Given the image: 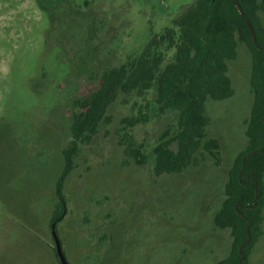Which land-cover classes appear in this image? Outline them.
I'll return each mask as SVG.
<instances>
[{
    "label": "rangeland",
    "instance_id": "1",
    "mask_svg": "<svg viewBox=\"0 0 264 264\" xmlns=\"http://www.w3.org/2000/svg\"><path fill=\"white\" fill-rule=\"evenodd\" d=\"M193 1L0 0V240L11 246L7 264H15L10 256L26 240L6 215L35 209L31 202H18L24 199L21 191L29 198L32 187L43 184L44 193L53 197L78 84L105 65L139 54L153 32L172 24ZM80 8L94 14L98 31L77 13ZM98 32L111 35L101 53L92 49ZM72 52L85 67L93 63L95 71L75 77ZM173 53L169 50V57ZM252 63L250 49L240 41L238 56L229 62L234 95L207 103L208 135L220 141V163L202 149L184 171L157 180L153 157L144 164L127 163L124 146L114 142L123 118L140 113L145 101L132 95L111 104V119L82 144L66 180L69 212L59 233L71 264H215L229 255L230 232L218 227L214 216L225 198L229 169L249 141ZM147 97L153 100L155 90ZM143 110L149 120L132 131L153 146L162 119L155 110ZM50 202L36 207L42 211L39 218L50 217ZM43 227L41 236L55 244L52 229ZM262 229L252 264L264 263V220Z\"/></svg>",
    "mask_w": 264,
    "mask_h": 264
},
{
    "label": "trees",
    "instance_id": "2",
    "mask_svg": "<svg viewBox=\"0 0 264 264\" xmlns=\"http://www.w3.org/2000/svg\"><path fill=\"white\" fill-rule=\"evenodd\" d=\"M262 10L264 0H194L183 7L172 24L153 32L139 54L131 55L117 64L105 65L101 71L92 69L94 64L91 62L89 67H85L81 58L72 52L75 77L88 69L95 73L91 72L90 80L78 84V92L73 96V107L68 118L70 141L62 149L64 165L52 185L53 197L44 193L43 184L36 190L32 187L37 202L34 196L28 198L21 191L24 199L18 202H31L35 209L28 212L17 209L18 217L27 220L29 227L42 226L43 229L38 232L40 235L44 224L52 229V222L56 220L60 236L59 224L69 212L65 184L76 167L75 158L82 144L91 141L99 132L101 123L111 119L107 112L118 98L136 95L145 101L144 105H140V113L128 114L123 118L124 125L118 130L114 141L124 146L127 163L135 161L144 164L153 157V173L157 180L184 171L202 149L220 163V141L208 135L210 117L207 103L211 98L223 100L234 95L229 62L238 56L239 42L243 41L250 49L253 61L250 82L254 101L246 130L249 141L238 152L229 169L225 198L214 216L215 224L231 235L229 255L215 264H252L253 247L262 234L264 220ZM77 13L86 16L95 31L99 30L90 10L80 8ZM110 39L111 35L96 33L92 49L96 48L95 51L101 53ZM171 49H174V53L169 57L168 51ZM68 79L78 82L73 76ZM152 89L156 93L153 100L147 97ZM146 107L155 110L163 123L162 132L153 146L137 140L132 131L139 123L149 120L148 112L143 110ZM27 194L29 196L30 192L27 191ZM40 198L46 201L40 202ZM50 200L53 207L50 220L45 217L41 220L42 211L36 207H44L43 204ZM62 244L65 246L63 240ZM53 248L61 264L56 244H53Z\"/></svg>",
    "mask_w": 264,
    "mask_h": 264
},
{
    "label": "crops",
    "instance_id": "3",
    "mask_svg": "<svg viewBox=\"0 0 264 264\" xmlns=\"http://www.w3.org/2000/svg\"><path fill=\"white\" fill-rule=\"evenodd\" d=\"M13 216L8 214L6 215V219L20 233H23L26 241L19 243L17 251L13 252L10 256L11 261L15 264H59L53 243L37 233L43 229L42 226L35 225V227H29L27 220L25 222L18 215ZM48 219L46 221L50 220ZM1 227H3V223ZM10 248L9 242L3 239L0 240V264H7Z\"/></svg>",
    "mask_w": 264,
    "mask_h": 264
},
{
    "label": "water",
    "instance_id": "4",
    "mask_svg": "<svg viewBox=\"0 0 264 264\" xmlns=\"http://www.w3.org/2000/svg\"><path fill=\"white\" fill-rule=\"evenodd\" d=\"M252 27V25H251ZM52 232L54 235V240L56 244V251L58 253V256L60 258L61 264H70L69 258L64 250V246L62 244V240L58 234L57 228H56V220L52 222Z\"/></svg>",
    "mask_w": 264,
    "mask_h": 264
}]
</instances>
